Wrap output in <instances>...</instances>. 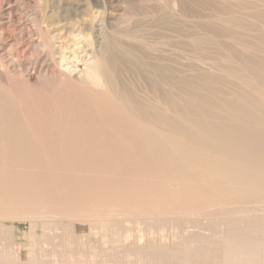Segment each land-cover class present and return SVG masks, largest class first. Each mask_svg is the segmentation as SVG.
<instances>
[{
  "label": "rangeland",
  "instance_id": "obj_1",
  "mask_svg": "<svg viewBox=\"0 0 264 264\" xmlns=\"http://www.w3.org/2000/svg\"><path fill=\"white\" fill-rule=\"evenodd\" d=\"M262 79L264 0H0V264H225L221 243L264 244L263 203L217 214L264 199L232 194L224 143L176 153L193 119L264 114Z\"/></svg>",
  "mask_w": 264,
  "mask_h": 264
},
{
  "label": "bare ground",
  "instance_id": "obj_2",
  "mask_svg": "<svg viewBox=\"0 0 264 264\" xmlns=\"http://www.w3.org/2000/svg\"><path fill=\"white\" fill-rule=\"evenodd\" d=\"M262 80H263V86H264V79H262ZM256 84H258V83H256ZM261 84H262V82H261ZM262 106H263V104H262ZM234 110H236V109L234 108ZM256 112H258V111H254L253 113H251V115H241V116L237 115V116H234V118H232V119L228 118L226 120L222 119L219 116V119L220 118L221 119L220 120L218 119V121H216V119H215L216 117L213 118V117H210L208 115H205L203 118L200 117L199 119H193V123L196 124V126H198V127H200V126L203 127L204 130H201L202 133L200 132L201 134H199L197 136H194L193 134L188 133V132H181L183 138L186 139V142H182L184 145H186V147L185 146L178 147V146L175 145L176 147H178L177 150L175 149L177 151L176 153H178L179 158H181L182 160L191 159V160L197 161L200 164H203L202 155H200V153L196 152V149H195V151H193L190 148V146L188 145L189 142L192 143V144L194 143V145H199L200 147H203L205 149L208 147L211 150L213 149L214 145L213 146L209 145L210 140H214L216 143H217V141L223 142L224 145L226 146V148L219 149L218 151H226V153L228 155L230 154V156H233V158L238 159V160H240L239 162H241V163L238 164V167L241 166L240 169L238 167H236V168H233L232 170L231 169H228V170L224 169V171H223V174H225V178L227 180H232V182H234V185H235V190L234 191L235 192H233L232 194H242V193L246 194L247 193L248 195H251V197L254 196L257 193L264 194V114H262V112H259V114L257 115ZM137 132H139L141 134L142 131H138L137 130ZM140 134H139V137H141ZM143 137L146 138L145 135ZM146 139H148V138H146ZM153 141H154L153 139H150V142H153ZM229 141L232 142V143H230ZM211 144H213V143H211ZM162 145L164 146V144H162ZM151 146H153V145H151ZM163 150L164 149L161 148V150H160L161 154L164 153V152H166V154H167L168 150L167 151H166V149L164 151ZM166 154L164 153L165 158L169 159V155L168 154L166 155ZM147 155H149V154H147ZM160 156H162V155H160ZM174 160H176L175 157H174ZM232 162H234V161H232ZM243 163H245V164H243ZM154 165H156V164H154ZM165 165L167 166L168 164L165 163ZM170 165H172V164H170ZM245 165H246V168L244 167ZM176 167H179V166H176ZM220 167H222V166H220ZM179 168H181V167H179ZM205 168L207 169V167H205ZM205 168L203 167L204 170H206ZM237 168L239 170H234V169H237ZM157 169L160 170V168H157ZM209 171L212 172V168L211 167H210ZM178 172H179V170H178ZM181 173H182V171H181ZM218 173H219V171L216 170V174L217 175H218ZM215 180H216V178H215ZM144 185H147V184H144ZM149 185H150V182H149ZM222 187L224 188L225 192H229V189H228L227 185L224 186V183H223ZM241 189H242V191H241ZM230 192H231V189H230ZM230 192H229V194L231 195ZM187 193H188V191H187ZM224 193H223V195H224ZM139 195L141 196V194H139ZM188 196H190V195H188ZM224 196H226V195H224ZM172 197H174V196H172ZM183 197H184V195H183ZM221 197H223V196H220V198ZM163 198L166 199L165 197H163ZM213 198L216 199L215 196ZM220 198L218 200H220ZM223 200L224 199H222V201ZM196 201L197 200H195V202ZM172 202H173V200H172ZM187 202H188V200H187ZM202 202L204 203V202H207V201L203 200ZM244 202H246V201H244ZM191 203H192V200H191ZM262 203L264 204V199H263V202L262 201H257V200H255V201L251 200L249 203H241L242 204L241 206L251 205L252 206L251 210L245 209V208H241L240 206L239 207L229 208L230 205L228 204L229 206H226V207H224V209L219 210L217 214L222 213V215L225 216V220H227V222H229L228 226H234V225H237L238 223H240L241 221L246 223L245 222V220H247L246 214L248 212H250V211L255 213L254 207L256 208V206L261 205ZM184 204L182 206H184ZM185 206H187V205H185ZM213 214L214 213L212 212V215ZM254 220L256 222H258V224L263 226V229H264V218H255L254 217ZM242 241L243 240H241V239H237L235 243L233 242L234 245L236 247H238V249L236 251H235V249H233L234 253H237V254L233 253L232 255H234V256H231V252L230 253L227 252L228 249H230L228 243L226 245H225V243H221L220 244V246L218 248L222 249V251L219 254H221V256H223L225 264H234V263H231L232 262L231 259L233 257H238L240 259V263H238V264H241L242 262H247V261H251L253 263L254 260L259 257L258 256L259 254L256 253V252L259 253V250L261 251L260 252V260H262V259L263 260H262V262L260 261L259 263H255V264H264V244H261L259 247L256 245V246H253L252 248L249 246L250 249H249L248 252H242L243 248H240L242 246L239 245ZM251 244H253V243H251ZM152 256H154V253H149L148 254V257H152ZM175 257L177 258L178 256H175Z\"/></svg>",
  "mask_w": 264,
  "mask_h": 264
}]
</instances>
